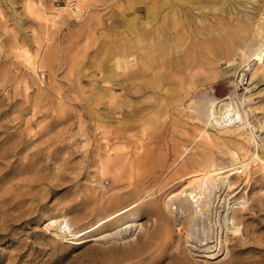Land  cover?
<instances>
[{
    "label": "rangeland",
    "instance_id": "1",
    "mask_svg": "<svg viewBox=\"0 0 264 264\" xmlns=\"http://www.w3.org/2000/svg\"><path fill=\"white\" fill-rule=\"evenodd\" d=\"M57 1L63 0H0V264H264V167H243L234 177L236 231L220 226L216 210L193 223L182 195L173 207L167 204L187 180L178 171L184 149L187 163L205 156L231 162L235 143L197 136L190 117L209 96L232 88L235 76L218 70L229 54L198 48L177 64L172 50L184 51L190 40L173 44L166 65L151 76L154 87H146V76L136 80L145 89L136 91L132 80H122L119 42L126 37L127 53L135 51L128 60H139L132 28L154 18L146 9L155 0H83L76 15L58 9ZM159 1L157 25L166 24L162 16L170 11ZM185 1L193 28L199 17L216 27L239 21L243 12L264 19V0ZM57 9L59 20H46ZM263 86L253 97L262 123ZM254 122L264 145V125ZM146 185L152 203L142 194L131 234L81 244L54 235L57 229L79 231L128 206L132 193ZM53 215L65 217L56 230L45 227Z\"/></svg>",
    "mask_w": 264,
    "mask_h": 264
},
{
    "label": "bare ground",
    "instance_id": "2",
    "mask_svg": "<svg viewBox=\"0 0 264 264\" xmlns=\"http://www.w3.org/2000/svg\"><path fill=\"white\" fill-rule=\"evenodd\" d=\"M82 1L83 0H74V4L65 8V10L68 9L70 11H66L69 13L78 14L82 9ZM171 2L173 3L171 4ZM52 3L53 2H51V4ZM160 3L161 1L155 0V2L146 9L147 14L151 16V18L154 17L152 20L150 19L146 22V25L136 24L132 28L135 35L140 36H137V43H133L134 47L138 46L139 48V50L136 49L137 55L139 56L138 61L137 58L135 62L128 60L127 56L134 54L135 51H132L131 54L127 53L126 46L128 41L126 37L119 42L121 54L123 56L122 80H132L131 88L138 91L145 89V87L142 83L137 84L136 80L150 76L149 83L146 81V87H154L151 82V76H156V68L158 66L166 65L165 56L169 54L168 51L170 48H173L171 45L177 43L182 45L187 40H190V45H188L184 51L178 48L175 51L172 50L174 56L177 57V62L175 59L172 60V62H176L177 64L182 63L186 56L190 55L198 48H203L206 51L217 49L219 52L225 51L229 54L226 59L220 62V64H224V66H222V68L219 66L218 70L224 74H233L235 76V78L230 81L232 88L223 96L207 95L209 96L208 100L202 104L198 103L199 107L197 108V113H194L195 115L192 114L190 117L195 121V127L199 130L197 136H204L207 140H214L216 142L220 140L224 143L229 140L235 143L234 148L230 149L231 162L228 164L219 163V165L213 161V158L203 155L205 157H196L187 163L185 160H187L186 157L189 151L187 148L184 149L180 152L178 158L180 159L178 163L182 162L178 171L182 172L180 177H186L187 180L180 190L169 194L167 204L170 202L171 207H173L176 202L175 199L179 195H182L184 198L186 197L188 199L190 207L194 212L192 215L190 214L192 216L190 220L196 221L197 217L199 218L203 213L206 214L212 210H216L215 213L219 215V217L216 216V218L218 217L220 221L217 222L221 223V225H219H225L228 231H236L239 228L234 221L235 219L231 211L230 203L231 198L236 195L235 187H237L236 182L238 178L235 179L234 177H239L237 174L238 164L246 168L247 171H250L252 167L255 168L254 171H258L264 167V145L259 141V134L257 133V126L254 119H257L261 127L264 123H262V120H260L261 118H258L256 115L258 106L253 105L254 91L261 83L264 84V19L262 20V17L254 19L250 14L243 12L244 14L242 13V18L239 21L237 20L235 23L232 21H221V26L219 25L216 27V21L199 17L198 19L196 18L193 28V24L187 17L186 9H183V6H181L188 5L189 2L185 0H165V3L170 6V11L164 12L162 16L166 24L157 25L154 19L159 15L158 13L160 11H157L162 6ZM192 6H194V4H192ZM54 7L52 9H54ZM45 18L48 21H57L60 18V13L57 9V11L54 10L52 13L45 15ZM230 26L237 27L238 30L235 34L228 32ZM194 31L195 34H193ZM222 31L225 33L224 35H222ZM133 42H135V40H133ZM24 52L29 59L28 62H32L33 58L29 49ZM242 67H245L251 75L250 80L241 87L243 91H239L241 88L238 87L237 73ZM127 69L129 70L127 71ZM262 89H264V86L258 91ZM199 124H201V126H199ZM212 130L215 132H212ZM142 146L143 145L140 143L136 148L139 150L140 148L142 149ZM262 146L263 149L261 153L260 149ZM138 150L136 152H138ZM248 174H250V172ZM249 179L248 175L245 180L246 183L249 182ZM142 194H145L144 196L147 197L146 199L144 198L145 200L143 202L152 203L150 198L153 192L150 191L146 185L132 193V201L128 206L115 208L112 212L99 217L95 223L79 231L69 233L65 228L58 230L57 228H59V225L65 220V217L61 215L47 216L44 220L45 227L51 230L57 229V231H55L56 234H54L55 236H58V238L61 237V239L65 241L68 240L73 244H81L90 241H109L113 240L117 234L121 233L122 236V232L127 231L131 234L133 228L135 227L136 229L139 225L138 216L135 211L139 203L142 202ZM139 199L140 201H137ZM237 204L234 206H237ZM151 212L153 213L154 209H151ZM208 218H210V216ZM112 220L115 221L112 222ZM193 223L195 222L193 221ZM218 223H216V225ZM189 232L191 233L192 230H189ZM189 232L187 231V235ZM206 235L209 237L208 232ZM117 240L116 238L115 241Z\"/></svg>",
    "mask_w": 264,
    "mask_h": 264
},
{
    "label": "built area",
    "instance_id": "3",
    "mask_svg": "<svg viewBox=\"0 0 264 264\" xmlns=\"http://www.w3.org/2000/svg\"><path fill=\"white\" fill-rule=\"evenodd\" d=\"M63 0V1H57L58 9L65 10V8H68L74 4V0ZM246 67V66H245ZM245 67H242L238 73H237V80H238V87H243L247 81L250 80L249 71L245 69ZM238 172L243 171V167L237 168Z\"/></svg>",
    "mask_w": 264,
    "mask_h": 264
}]
</instances>
